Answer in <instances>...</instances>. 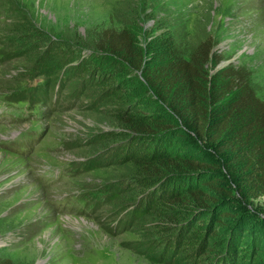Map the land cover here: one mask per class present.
Instances as JSON below:
<instances>
[{
	"label": "rangeland",
	"instance_id": "1",
	"mask_svg": "<svg viewBox=\"0 0 264 264\" xmlns=\"http://www.w3.org/2000/svg\"><path fill=\"white\" fill-rule=\"evenodd\" d=\"M151 9L182 21L185 50L211 38L223 61L209 71L246 67L264 97V0H0V99L10 102L0 120L1 254L29 264H187L174 251L160 255L150 224L135 216L138 191L100 139L112 126L99 90L43 57L51 41L88 47L129 13L146 30ZM217 173L235 216L221 228L264 239V197L245 198L223 167Z\"/></svg>",
	"mask_w": 264,
	"mask_h": 264
},
{
	"label": "trees",
	"instance_id": "2",
	"mask_svg": "<svg viewBox=\"0 0 264 264\" xmlns=\"http://www.w3.org/2000/svg\"><path fill=\"white\" fill-rule=\"evenodd\" d=\"M129 15L86 48L51 41L43 57L99 90L112 126L100 137L113 145L108 161L138 191L135 216L150 224L160 255L264 264V239L244 227L229 236L221 228L235 216L223 207L233 195L217 173L223 167L245 198L264 197V97L251 71L229 64L211 73L223 61L211 38L185 50L182 21L151 9L144 19L153 24L144 30L142 17ZM0 264L29 263L0 253Z\"/></svg>",
	"mask_w": 264,
	"mask_h": 264
}]
</instances>
